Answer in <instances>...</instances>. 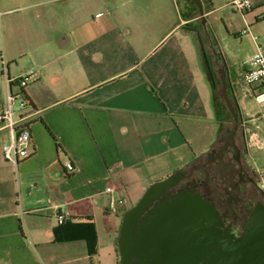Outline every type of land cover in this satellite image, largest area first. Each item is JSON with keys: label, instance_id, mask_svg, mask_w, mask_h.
Listing matches in <instances>:
<instances>
[{"label": "crops", "instance_id": "1", "mask_svg": "<svg viewBox=\"0 0 264 264\" xmlns=\"http://www.w3.org/2000/svg\"><path fill=\"white\" fill-rule=\"evenodd\" d=\"M250 1L257 28L262 0ZM202 3L208 29L194 0H0V109L9 79L33 69L24 94L37 112L32 154L17 166L4 157L11 132L0 129V264H120L124 212L216 144V74L226 69L237 100L244 84L210 25L224 4ZM113 164L114 197L127 200L116 211L104 192ZM58 211L94 225L96 255L77 230L56 239Z\"/></svg>", "mask_w": 264, "mask_h": 264}, {"label": "water", "instance_id": "2", "mask_svg": "<svg viewBox=\"0 0 264 264\" xmlns=\"http://www.w3.org/2000/svg\"><path fill=\"white\" fill-rule=\"evenodd\" d=\"M200 8L206 29L202 0H194ZM222 91L228 110L236 116L228 97L226 69L221 70ZM185 176L184 168L154 182L140 200L124 212L118 236L120 264L138 253L140 264H264V204H256L236 239L220 237L212 227L218 222L216 209L198 194L183 192L175 202L149 215L141 236L132 243L136 218L146 211L163 192L177 185ZM207 219V222H204Z\"/></svg>", "mask_w": 264, "mask_h": 264}, {"label": "flooded vegetation", "instance_id": "3", "mask_svg": "<svg viewBox=\"0 0 264 264\" xmlns=\"http://www.w3.org/2000/svg\"><path fill=\"white\" fill-rule=\"evenodd\" d=\"M233 104L236 116L231 113V119L223 127L216 144L198 162L184 168V178L163 192L160 198L154 200L136 218L132 243L141 236L149 215L166 204L175 202L183 192L198 194L216 209L218 222L212 228L220 237L236 240L242 235L244 222L253 209L248 198L250 194H257L254 173L245 164L251 129L238 101L233 100ZM259 203L256 202L255 205ZM138 257V253H132L126 264H140Z\"/></svg>", "mask_w": 264, "mask_h": 264}, {"label": "built area", "instance_id": "4", "mask_svg": "<svg viewBox=\"0 0 264 264\" xmlns=\"http://www.w3.org/2000/svg\"><path fill=\"white\" fill-rule=\"evenodd\" d=\"M225 5L235 11H241L243 14L252 9L250 0H226ZM247 24L245 32L251 33L256 49L241 63L239 74L243 84L247 87V94L262 102L264 101V48L258 44V37L253 34L250 24ZM33 74L34 70L31 69L27 74L20 75L12 80L9 79L7 101L5 106L0 109V129L6 128L11 132V142L4 149V157L16 166L22 159L32 154V134L29 123L34 120L37 112L31 108V104L24 94V87ZM11 81L15 82V84L11 85ZM13 86L17 89L12 90ZM261 117L264 121V108L261 112ZM250 143L260 145L264 151V140L256 137V132H250ZM66 168L72 170L74 165L68 162ZM118 170L119 167L116 164L108 167V181L112 179V176ZM261 178H264V168L261 172ZM115 190L116 187L111 181L104 189V192L110 194V205L113 211L117 210V206L124 207L127 204L126 198L120 196L116 199L114 197ZM64 221L65 214L58 211L56 213L57 224L60 225Z\"/></svg>", "mask_w": 264, "mask_h": 264}, {"label": "rangeland", "instance_id": "5", "mask_svg": "<svg viewBox=\"0 0 264 264\" xmlns=\"http://www.w3.org/2000/svg\"><path fill=\"white\" fill-rule=\"evenodd\" d=\"M215 3H223L225 0H213ZM259 6L264 10V0ZM225 7L218 9L213 16L210 17L211 28L215 32V37L219 46L222 48L223 57L227 58L228 64L236 67L234 69H240L241 63L245 60L248 53L251 51L253 44V39L251 33L245 32L247 28V23L251 25L252 32L259 37V41H263V36L261 31L264 30V23H260L256 28L254 18L250 13L243 14L241 11H235L231 7H228L224 4ZM245 17L247 20H245ZM249 21V22H248ZM221 66V64H219ZM219 74H216L217 78V93H218V106L221 107L220 118L223 121V127L231 119V112L228 110L223 96L222 84L219 79ZM235 91L239 100V105L242 109V112L246 116V120L249 124L250 131L256 132V137H260L264 140V121L261 117V112L264 108V101H258L254 96L247 94V87L244 85H235ZM228 97L233 100H237L235 94L228 87L227 88ZM235 97V98H234ZM237 100V101H238ZM209 129L207 135L210 137L212 132L211 125H208ZM204 127V126H203ZM205 130H201L200 138H205ZM246 166L252 170L255 177L256 188L255 192L257 196L247 192L249 205L251 208L255 206L256 202L264 203V178H261V172L264 168V151L260 145H254L250 143L248 146V152L245 156ZM204 222H207L205 219Z\"/></svg>", "mask_w": 264, "mask_h": 264}, {"label": "trees", "instance_id": "6", "mask_svg": "<svg viewBox=\"0 0 264 264\" xmlns=\"http://www.w3.org/2000/svg\"><path fill=\"white\" fill-rule=\"evenodd\" d=\"M15 82L11 81V85H14ZM251 209H249L250 211ZM77 230L81 232V236H85L88 242V249L91 256L96 255L98 250L97 237L94 229V225L90 222L72 224L64 221L56 228V239L65 240L74 238L76 235L72 232ZM70 234V235H69ZM77 234V233H76Z\"/></svg>", "mask_w": 264, "mask_h": 264}]
</instances>
